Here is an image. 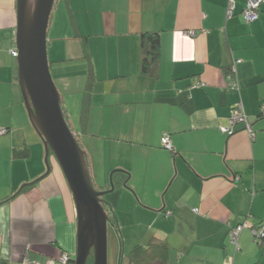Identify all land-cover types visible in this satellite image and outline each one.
<instances>
[{"label": "crops", "instance_id": "0c3cea01", "mask_svg": "<svg viewBox=\"0 0 264 264\" xmlns=\"http://www.w3.org/2000/svg\"><path fill=\"white\" fill-rule=\"evenodd\" d=\"M234 2L229 17L227 0H55L50 14V75L94 188L115 194L108 224L147 230L133 248L161 243L168 264H264V0L251 23ZM16 28V0H0V263L59 264L75 255L76 210L51 153L46 171ZM153 32L158 62L143 74L141 34ZM238 101L252 137L222 131Z\"/></svg>", "mask_w": 264, "mask_h": 264}, {"label": "water", "instance_id": "95a60500", "mask_svg": "<svg viewBox=\"0 0 264 264\" xmlns=\"http://www.w3.org/2000/svg\"><path fill=\"white\" fill-rule=\"evenodd\" d=\"M55 0H16V53L19 85L31 124L48 156L59 164L76 210V250L73 264H107L108 216L102 200L107 190H95L84 152L70 131L60 105V95L49 71L46 31ZM112 188V187H111Z\"/></svg>", "mask_w": 264, "mask_h": 264}, {"label": "built area", "instance_id": "2783aa9c", "mask_svg": "<svg viewBox=\"0 0 264 264\" xmlns=\"http://www.w3.org/2000/svg\"><path fill=\"white\" fill-rule=\"evenodd\" d=\"M260 3H261V0H246L245 8L242 10L241 14L247 23H251V22H254L257 20ZM234 8H235L234 0H227L225 16L226 17L232 16L233 12H234ZM183 33L187 37L195 36L194 31H186ZM13 55L17 56V53L13 52ZM236 63H239V62L237 61ZM226 84H227L226 86L230 89H233V88L238 89L239 88L238 83H237V81L234 78V75L232 73V70L226 76ZM201 85H203V84L202 83L198 84V86H201ZM263 114H264V108H263ZM229 122H230V127L222 130L227 135H232L236 132V130L234 129V125L236 123H242L244 126L243 130L248 132L251 137L253 136V134L251 132L250 123L248 122V119L244 113L243 105L240 101H238L233 106V109H232L230 117H229ZM6 132H7L6 129L0 128V135L5 134ZM160 145L166 151H169V152L173 151L170 137L166 134H164L160 138ZM194 211H196V210H194ZM165 215L168 217L171 215V212L166 211ZM241 230H242V227L237 226V227L233 228L230 232V240L235 245H236L237 238H238ZM261 237L262 238L264 237V232L260 234V238ZM59 261H60V264H65V262L67 261V256L66 255L60 256Z\"/></svg>", "mask_w": 264, "mask_h": 264}, {"label": "trees", "instance_id": "16d2710c", "mask_svg": "<svg viewBox=\"0 0 264 264\" xmlns=\"http://www.w3.org/2000/svg\"><path fill=\"white\" fill-rule=\"evenodd\" d=\"M158 46H159V35H158V33L153 32V33L141 34V49H142L141 72L143 74H151L154 71V68L158 62ZM228 73H226V75L224 77L225 86L227 85L226 84V76ZM226 88H228V87L226 86ZM233 90H237V89L233 88ZM235 104H233V106ZM233 106L231 108V111L233 109ZM263 108L264 107H262V109H261V115H264L263 114ZM231 111H230V114H231ZM244 113H245V111H244ZM63 116H64V114H63ZM64 119H65V117H64ZM65 121H66V119H65ZM66 123H67V121H66ZM235 125H240L241 128H244L242 123H236ZM235 125H234V129H235ZM163 135L164 134H162V136ZM166 135H168V134H166ZM172 150H173V146H172ZM73 263H74L73 258L68 256L65 264H73ZM0 264H2V263H0ZM59 264H60V261H59ZM126 264H168V248L161 243L160 244L150 243V244H146V245H137L129 252V254L127 256V263Z\"/></svg>", "mask_w": 264, "mask_h": 264}, {"label": "rangeland", "instance_id": "374dc122", "mask_svg": "<svg viewBox=\"0 0 264 264\" xmlns=\"http://www.w3.org/2000/svg\"><path fill=\"white\" fill-rule=\"evenodd\" d=\"M68 127H70L69 129H72L71 131H73L72 122H71V125ZM79 141L80 140L78 139V142ZM79 145L83 147L81 143H79ZM92 184L94 186V182ZM110 187H112V185H110ZM114 196H115L114 193H112L111 191H108L103 196L102 200L108 201ZM103 206L105 208L104 203H103ZM142 229L144 228H141V230ZM147 232L148 231L145 229L142 231L135 230V229L116 231L112 229L111 223L109 221V224L107 226V264H126L127 256L129 252L133 249V246H132L133 243L138 242L140 235L146 234ZM92 261H93L92 255H90L86 264H92Z\"/></svg>", "mask_w": 264, "mask_h": 264}, {"label": "bare ground", "instance_id": "6f19581e", "mask_svg": "<svg viewBox=\"0 0 264 264\" xmlns=\"http://www.w3.org/2000/svg\"><path fill=\"white\" fill-rule=\"evenodd\" d=\"M68 257V255H66Z\"/></svg>", "mask_w": 264, "mask_h": 264}]
</instances>
